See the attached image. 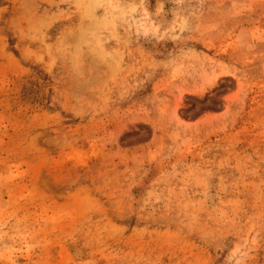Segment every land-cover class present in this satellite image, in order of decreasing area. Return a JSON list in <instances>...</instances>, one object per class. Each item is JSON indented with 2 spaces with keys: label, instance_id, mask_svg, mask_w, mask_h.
Instances as JSON below:
<instances>
[{
  "label": "rangeland",
  "instance_id": "obj_1",
  "mask_svg": "<svg viewBox=\"0 0 264 264\" xmlns=\"http://www.w3.org/2000/svg\"><path fill=\"white\" fill-rule=\"evenodd\" d=\"M0 264H264V0H0Z\"/></svg>",
  "mask_w": 264,
  "mask_h": 264
}]
</instances>
